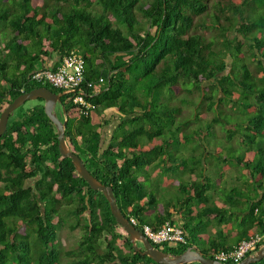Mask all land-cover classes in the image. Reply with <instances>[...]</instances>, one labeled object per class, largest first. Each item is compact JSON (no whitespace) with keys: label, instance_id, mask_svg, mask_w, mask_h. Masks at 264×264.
<instances>
[{"label":"trees","instance_id":"1","mask_svg":"<svg viewBox=\"0 0 264 264\" xmlns=\"http://www.w3.org/2000/svg\"><path fill=\"white\" fill-rule=\"evenodd\" d=\"M41 1L0 0V50L10 60L0 58V116L22 92L41 86L61 92L32 82L31 75L55 70L48 58L80 51L87 79L105 82L85 91L88 115L72 100L78 92L66 94V139L89 171L113 187L130 222L135 219L142 232L144 224L181 225L188 244L155 246L173 254L193 247L208 258L263 233L264 146L253 151V145L264 139V0ZM205 28L216 36L199 31ZM186 104L195 109L191 119ZM113 109L117 114L108 115ZM217 126L225 137L209 151L203 139L217 136ZM237 136L246 146L242 152L220 141L229 145ZM183 145L194 153H184ZM231 160L238 161L244 186L220 189L215 199L208 191L222 179L216 162ZM161 166L200 170L199 178L183 181L171 198L158 196V184L146 182ZM209 168L214 177L206 174ZM74 200L71 227L85 230L79 246L66 252L75 264H160L134 249L104 194L61 155L44 103L8 122L0 137V264H61L60 206ZM214 221L226 230L210 234Z\"/></svg>","mask_w":264,"mask_h":264},{"label":"rangeland","instance_id":"2","mask_svg":"<svg viewBox=\"0 0 264 264\" xmlns=\"http://www.w3.org/2000/svg\"><path fill=\"white\" fill-rule=\"evenodd\" d=\"M39 2H42L41 0H38ZM98 10H100V5L96 4L95 5V10L94 12H97ZM136 15L138 20L141 22L142 26L144 28H148L149 27V20L142 14V12L137 9L136 11ZM123 30L127 31V28L125 26H122ZM199 31L205 33L207 35L208 38H213L216 36L217 34V30H212V29H200ZM11 36H13V34L11 33ZM8 54V51H5L3 49L0 50V58H3V61H10L8 58H6V55ZM228 61L230 62V59H228ZM249 65L250 67H256L257 65V61L253 58L250 57L249 55V59H248ZM8 72L13 73V68L9 69ZM2 81V80H1ZM3 82V81H2ZM3 84H5L3 82ZM64 98L62 100H66L67 96L64 95ZM199 96H196V100L199 101ZM214 99L216 100L217 98L214 97ZM45 104V101L42 98H38V99H34V100H29L27 101L24 105H22L21 107H19L18 109H16L14 111V113L11 115L9 122L11 123L15 118H18L20 115H23L24 113H27L29 110H31L33 107L37 106V105H41V104ZM184 112L186 114V119H191L190 114H192L194 112V107L193 105H184ZM232 111V110H231ZM56 112L58 117L64 121L65 115H64V109H63V105L61 102H59L56 106ZM117 109L113 110V113L111 116L116 115L117 114ZM213 117V113L209 112L206 115L207 119H210ZM194 120V118H193ZM205 121V120H203ZM206 124V123H205ZM204 124V125H205ZM216 130L218 132L217 136H212L209 139H203L206 148H208L207 150L209 151H217V147L220 145L217 144V139L218 138H223L225 137V133L221 130L220 126L216 127ZM205 135V134H204ZM203 135V138L205 137ZM219 136V137H218ZM145 140V139H144ZM220 141L223 142V144L225 146H230V144H232V147L234 149H236L238 152H242V150L246 147L244 145V142L242 141L240 136L235 137L234 139H232L229 142V145H227L225 143L224 140L220 139ZM264 146V139L260 140L257 144L253 145V151H256V149L259 148V146ZM222 145H220L221 147ZM181 149L184 153L186 154H192L194 153V151L192 150L191 145H183L181 146ZM226 155V154H225ZM220 172L225 174V186L229 185L231 183L234 184H243V180L244 178H240L237 179V176L240 175V172L238 171V161L237 160H231L230 162H224V163H217ZM182 173L180 171L177 172H173L169 169H167L166 167L161 166V168L159 169L157 176L153 177V180L149 179L148 182H146V184H148V187L150 188H154L157 184H158V196H162L164 194L165 197H173V193L177 192V189L175 188V186L171 185L173 182L177 181L180 177ZM210 174H212V171H210ZM186 177H190V175H186ZM249 178V177H248ZM191 179V177H190ZM157 183V184H156ZM214 191H212L211 193L213 194ZM213 197L215 199H221V197H219L217 194L213 195ZM218 197V198H216ZM73 203H75V200L72 201V203H68L66 201H63L62 205L60 206V217H62V219L60 220V225L58 227V234H57V241H58V246L61 249V264H75L77 258L74 256H68L66 254V252L75 249L79 246L81 240H82V236L85 233V230L83 229V227H78L76 229H72L71 225L72 224H76L77 219L74 217V215L72 214L71 208L74 207ZM179 220H181L180 216L178 217ZM82 224H84L85 220L81 219ZM212 224H217L216 221H214ZM222 228H225L224 225H221ZM218 227L215 226H211L210 228H208V232L212 235H216L217 231H218ZM204 237H206L204 235ZM139 244V243H138ZM101 246H105V241L104 239L101 240ZM165 248H168L167 246H165ZM263 264H264V260H263Z\"/></svg>","mask_w":264,"mask_h":264},{"label":"water","instance_id":"3","mask_svg":"<svg viewBox=\"0 0 264 264\" xmlns=\"http://www.w3.org/2000/svg\"><path fill=\"white\" fill-rule=\"evenodd\" d=\"M68 92H56L49 87H37L28 92H23L17 96L2 112L0 116V137L6 132L9 119L16 109L24 105L29 100L42 98L45 101V112L56 126L59 140V151L63 157L71 158L77 171L89 183L92 189L101 191L108 200L111 212L117 222L127 231L134 249L142 255L151 257L160 264H189L198 262L201 264H225L203 256L199 250L189 247L184 252L173 254L166 252L153 244L144 232L138 229L123 213L117 202V197L112 186H108L97 179L87 168L83 159L70 147L66 139V128L68 119L62 121L56 112V106L62 102V96ZM141 243L143 248L139 246ZM264 259V246L256 253L248 255L240 264L256 263Z\"/></svg>","mask_w":264,"mask_h":264},{"label":"built area","instance_id":"4","mask_svg":"<svg viewBox=\"0 0 264 264\" xmlns=\"http://www.w3.org/2000/svg\"><path fill=\"white\" fill-rule=\"evenodd\" d=\"M32 80L37 82L49 83L54 87L67 90L78 91L73 98V102L81 106L80 112L88 115L91 104L85 96V60L78 51L68 52L61 60L60 64L53 69L37 70L32 75ZM103 81V78H100ZM88 87L94 85L93 82L87 83ZM131 223L136 224L132 219ZM144 233L154 244H167L175 247L188 244V238L181 225H172L167 222L160 228H154L149 224H144ZM264 242V232H258L249 239L242 240L233 248L218 251L214 259L225 264H240L248 255L254 254L259 250L260 244Z\"/></svg>","mask_w":264,"mask_h":264},{"label":"crops","instance_id":"5","mask_svg":"<svg viewBox=\"0 0 264 264\" xmlns=\"http://www.w3.org/2000/svg\"><path fill=\"white\" fill-rule=\"evenodd\" d=\"M46 63H47V65L48 66H58L59 65V57H55V59H51V58H48V59H46ZM114 110V109H113ZM113 110H111L110 112H109V114L108 115H112V111ZM167 169H169V170H171V171H173V172H177V171H180L182 174L180 175V177H179V179L177 180V181H175V182H173L171 185H173V186H175V188L177 189V191L179 192L180 190H179V187H180V185H182V182L183 181H189V182H191L193 179H195V178H199V173H200V170H195V171H193V174L191 173V171H190V169H189V167L188 168H186V169H184V168H182V167H180V168H174V169H171V168H168L167 167ZM215 169V168H214ZM215 170H217V177L218 178H222L221 180H217V185L215 186V187H213L212 189H210L209 191H208V194L211 196V197H213V195H218L219 197H221L220 195H221V191H220V189H224V188H229L231 185H233L234 183H231V184H229V185H226L225 186V179H224V177H225V174L224 173H222V172H220V169L218 168V169H215ZM210 171H212V174H210ZM206 174L208 175V176H211V177H214L215 176V171L214 170H212L211 168H209V169H207L206 170ZM186 175H190V177H191V179H190V177H186ZM246 181H249V182H251V180H249L248 179V177L246 178ZM243 186H244V184H242ZM212 191H214L213 192V194L211 193ZM219 193V194H218ZM214 198V197H213ZM216 198H218V197H216ZM219 199V198H218ZM211 226H215V227H218V228H222L220 225H218V224H211L208 228H210ZM208 228H207V230H208ZM224 230H226V228H224ZM217 234V233H216ZM235 246V245H234Z\"/></svg>","mask_w":264,"mask_h":264},{"label":"clouds","instance_id":"6","mask_svg":"<svg viewBox=\"0 0 264 264\" xmlns=\"http://www.w3.org/2000/svg\"><path fill=\"white\" fill-rule=\"evenodd\" d=\"M78 52H79L80 54H82V52H80V51H78ZM82 56H83V55H82ZM83 58H84V57H83ZM61 60H62V59L59 58V64H60ZM56 67H57V66H56ZM34 72H35V71H34ZM34 72H33V74H34ZM33 74H32V75H33ZM32 75H31V81H32V82H37V81L32 80ZM100 78H103V81H102V82L100 81ZM100 78H99V80H98V79H97V80H96V79H89V80H88V79H87V76H86V67H85V79H86V81H85V83H83L82 87H86L85 90H89V89H91V88H93V89H95V88H99L100 86H103V84H104V82H105V81H104V77H100ZM88 82H93L94 85H93L92 87H88V85H87ZM37 83H40V82H37ZM60 90H62V89H60ZM61 92H68V93H65V94H64V95H66V94H70V93L78 92V91H67V90H62ZM22 93H23V92H22ZM76 95H77V94H76ZM76 95H75V96H76ZM75 96H74V97H75ZM72 100H73V99H72ZM87 101H88V100H87ZM88 102H89V101H88ZM61 103H62V102H61ZM89 103H90V102H89ZM90 104H91V103H90ZM81 114H82V113H81ZM84 115H85V114H84ZM66 119H67V118H66ZM150 241H151V240H150ZM153 244H154V243H153Z\"/></svg>","mask_w":264,"mask_h":264}]
</instances>
